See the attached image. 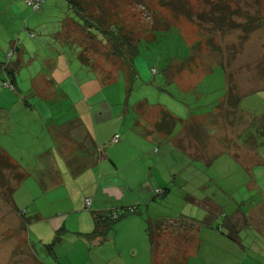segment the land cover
Segmentation results:
<instances>
[{
  "label": "rangeland",
  "instance_id": "374dc122",
  "mask_svg": "<svg viewBox=\"0 0 264 264\" xmlns=\"http://www.w3.org/2000/svg\"><path fill=\"white\" fill-rule=\"evenodd\" d=\"M71 1L76 5L70 9L68 0H46L41 11L33 12L24 0H0V102L18 104L22 96L36 106L16 108L7 119L0 116V151L25 175L16 193L17 171L3 163L0 168V264H94V251L65 237L55 257L49 254V223L62 222L56 214L72 210V205L61 201L53 206L58 194L48 180L39 182L37 177L47 175L41 163L55 147L51 130L56 119L81 115L88 120L99 111L106 117L104 101L112 119L125 120L120 131L150 115L159 130L156 126L167 113L178 120L172 129L181 131L182 122L194 116L200 128L202 124L211 130L207 137L197 135L200 151L226 143L247 167L226 155L211 157L210 151L206 161L184 158V165L195 168L185 174L194 173L195 180L205 182L200 193L209 184L210 198L221 208L211 202L194 205L185 190L189 194L198 187L176 181L167 195L172 206L166 207H187L180 223L171 225L178 227L176 245L168 248L167 242L165 252H177L184 260L191 254L192 264H264V0ZM64 16L72 21L62 24ZM35 21H47L46 27L34 29ZM57 48L67 50L70 64L79 61L77 55L87 59L92 76L107 85L94 89L86 80L83 92L91 110L75 104L78 99L48 102L50 92L59 94L58 83L49 89L41 77L67 61L57 60ZM211 65L212 73L200 72ZM15 74L17 85L8 77ZM226 82L236 98L227 96ZM51 113L56 119L48 117ZM191 139L185 135L183 146L196 149ZM171 145L167 140L155 147ZM211 178L214 186L207 183ZM29 193L32 198H26ZM37 207L41 212L36 218ZM58 226L65 229L62 223ZM206 231L219 238L202 236ZM66 247L74 248L72 255H66Z\"/></svg>",
  "mask_w": 264,
  "mask_h": 264
},
{
  "label": "crops",
  "instance_id": "0c3cea01",
  "mask_svg": "<svg viewBox=\"0 0 264 264\" xmlns=\"http://www.w3.org/2000/svg\"><path fill=\"white\" fill-rule=\"evenodd\" d=\"M68 2L70 9L75 7L74 1L68 0ZM60 21H62V24H66L71 22L72 19L64 16ZM46 22L35 21L32 27L42 30L46 27ZM55 52H57L59 62L61 59L68 57L65 48H57ZM77 57L79 61H74L72 64L68 62V58L67 61H63L62 67L59 66L61 64H55L54 67L52 66L51 72L41 78H43L49 89L54 87V90L55 84L58 83V86L56 85L58 89L55 90H58L59 94H56L57 91L50 92L48 102L55 99H78L75 104H84L83 110L87 111L92 108H88L85 103L83 85L87 86L88 84L94 89H101L107 85H102L97 76H92L94 73L92 72L93 67L89 65L90 63L84 64L80 60V56L77 55ZM210 68L213 69L212 65L201 71L198 68L195 70L203 74H209L212 73ZM8 77L14 85H17L16 74ZM2 105H10V108L0 106V116H4L5 119L16 108L25 111L29 107L32 110L36 108V106L30 105L22 96L18 104L3 101ZM102 105L107 108L106 117L101 116L99 111V113L91 114V117L87 116L88 120L81 115H75L64 121H58L57 116H54L53 113L46 114L48 117H55L56 119V123L53 124L54 128L51 130L55 147L51 149L47 161L41 163L44 164L45 168L43 169L47 171V175L45 177L41 175L37 178L39 182L48 180V184L53 185L52 188L55 189L53 193L58 194L52 201L53 206L61 201L72 205V210L69 207L67 211L56 214L61 215L62 222L55 220L54 225L49 223L52 227L50 231L53 240L56 237L57 229L61 228L58 225L62 223V227H65L63 238L53 250L48 249L49 254L55 257L57 251L65 245V238H69L73 242H80L86 249L94 251V264H192L191 254L186 255L184 260V257H181L177 252L173 254L165 252L166 249L170 248V245H176V229L178 227L173 228L171 225H174L177 221L180 223L183 219L180 217L184 216L183 211L187 207L184 206L179 211L168 209L166 205H172L170 201H167L169 200L167 195L172 188L176 187V181L181 180L185 183L191 181L189 185L198 188L189 194L186 190L185 192L188 198H193L194 205L204 207V202H207L206 204L211 202L213 206L220 209L221 206L215 205L213 199L210 198L209 184L206 187L207 189L200 193V188L205 187V182L195 180L197 176L194 178V173V176L191 175L190 177L185 174L192 165L190 163L184 165V158L191 157L190 159L206 161V155L209 156L212 153V156H210L215 157L222 154L228 156L246 170V165L242 164L241 154L226 143H223V146L217 149L209 146L207 149L203 148L205 151H200L197 135L202 134L201 136L207 137L211 130L200 124L201 129L197 124L198 120L194 116L189 118L187 122H182L181 125H184V129L181 131H178V128L173 130L171 123L169 125L165 124L161 129L156 130L154 125L157 121L151 115L146 116L147 119L143 117L136 118L126 130L122 131L125 120L122 121L115 115L114 117L118 119H112L109 113L112 110L108 102L104 101L103 104L101 103ZM141 107L144 108L143 105ZM199 119L204 121L202 116ZM120 126L122 127L121 131ZM170 126L171 128H168ZM185 135L192 138L190 142L196 146V149L183 146ZM115 137L118 138L117 142H113ZM167 140H170L173 146H165L160 149L155 147L157 143L161 145L166 143ZM39 147H41L40 144ZM197 151L198 156L194 157ZM199 152H202L200 156L204 157H200ZM179 160L181 161L180 164ZM192 168L195 169L194 166ZM19 169L21 171L22 168L19 166ZM23 180L19 182L15 189L16 193L21 189ZM208 180L207 183L214 186L215 179ZM160 189L165 191L163 195L158 194ZM27 197L32 198L31 193L26 195ZM88 198L91 199L89 207L86 206V199ZM195 198L197 200H194ZM160 199H164V201L158 204L157 201ZM130 208H134V210L122 214L116 219L111 218L116 222L106 238L87 237V235L94 232L98 216L107 218L112 213H120L122 210H129ZM205 208H207V205ZM16 209L18 208L16 207ZM40 212L41 210L37 207L34 211L36 218L40 215ZM63 214L65 216L64 220ZM24 215L26 214L24 213ZM66 217L70 219L68 220ZM40 221L38 220V222ZM203 234L207 238H219L211 231L201 233L202 236ZM167 242H169L168 248L164 247ZM157 247H160L159 250L161 251L157 252ZM65 249L68 250L66 255H72L74 252L72 247H66ZM198 254L194 255L198 258ZM179 257L181 259H178ZM182 259L184 263L180 262Z\"/></svg>",
  "mask_w": 264,
  "mask_h": 264
},
{
  "label": "trees",
  "instance_id": "16d2710c",
  "mask_svg": "<svg viewBox=\"0 0 264 264\" xmlns=\"http://www.w3.org/2000/svg\"><path fill=\"white\" fill-rule=\"evenodd\" d=\"M216 24H218V23H216ZM221 24H223V23H221ZM233 24L234 23H232V25ZM135 54H136V52H133V55H135ZM80 59H81L82 63L89 64V61L87 59H84L81 56H80ZM225 71H226V69H225ZM232 89L231 88H229V89L227 88V96L230 94L231 98H236L233 95V93H229V90L232 91ZM238 99H239V97H237V99L235 100L236 103H237ZM177 121L178 120L176 118H174L169 113H167V114H165V117L162 119V121L157 124L156 127L158 129H161L162 126H164L165 124L169 125L170 123H171L172 126H175ZM168 128H171V126L168 127ZM2 163L5 164V166H6L5 168H7V169L12 168V169H15L17 171L16 180L18 181V183L21 182L24 179L25 175H24V173H22L20 171L19 166L11 160L9 155H7L4 152L0 151V168L4 167V166H2ZM0 175H1V173H0ZM12 193H14V191ZM22 215L25 216L24 213ZM115 222H116L115 220L111 219V214L107 218H105L104 216H98L97 219H96V228H95L94 232L89 234V235H87V237L88 238H96V237H98V238H102V239L106 238L108 236V233L112 230L113 224ZM63 230L65 232V229H62V228L60 229V231H57L56 237L54 238V240L49 245H47L48 249L53 250L54 247L61 241V238H60L59 235H60L61 232H63Z\"/></svg>",
  "mask_w": 264,
  "mask_h": 264
},
{
  "label": "built area",
  "instance_id": "2783aa9c",
  "mask_svg": "<svg viewBox=\"0 0 264 264\" xmlns=\"http://www.w3.org/2000/svg\"><path fill=\"white\" fill-rule=\"evenodd\" d=\"M46 2V0H25L26 5L33 11V12H39L42 9V6L44 5V3ZM4 86L8 87L6 83H4ZM10 88H12V86H10ZM118 138L115 137L113 142H117ZM165 193L164 190H158V194L163 195ZM91 204V199L88 198L86 199V206L89 207ZM134 208H130L129 210H122L120 213H112L111 214V218L116 219L119 216H121L122 214H125L129 211H133Z\"/></svg>",
  "mask_w": 264,
  "mask_h": 264
}]
</instances>
